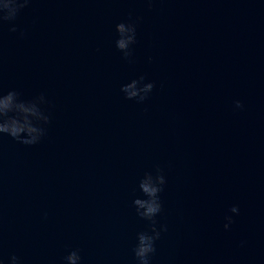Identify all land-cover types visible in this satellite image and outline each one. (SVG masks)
I'll return each instance as SVG.
<instances>
[{"label":"water","instance_id":"obj_1","mask_svg":"<svg viewBox=\"0 0 264 264\" xmlns=\"http://www.w3.org/2000/svg\"><path fill=\"white\" fill-rule=\"evenodd\" d=\"M137 17L126 60L116 25ZM15 24L0 88L44 94L51 122L36 145L0 139L3 264H137L132 202L157 166L151 264H264V0H33ZM141 75L153 91L126 99Z\"/></svg>","mask_w":264,"mask_h":264},{"label":"clouds","instance_id":"obj_2","mask_svg":"<svg viewBox=\"0 0 264 264\" xmlns=\"http://www.w3.org/2000/svg\"><path fill=\"white\" fill-rule=\"evenodd\" d=\"M32 2L33 0H0V29L7 24L10 32H17L15 22ZM147 2L150 5L152 0H147ZM139 19V17L136 20L130 18L127 22H120L116 25V48L126 60H130L132 57V45L137 42ZM20 36L23 37L24 32L21 31ZM145 79V76L141 75L122 85L120 90L124 93L125 98L136 100L138 103L147 100L155 84L145 82ZM47 103L44 94L32 99H23L17 90L4 92L0 88V139L6 135L23 145L32 146L40 143L51 122V117L46 113L44 107ZM234 107L242 109L244 105L240 100H236ZM166 182L164 170L159 166L156 167L155 173L145 172L139 181L138 188L143 195L136 197L132 203L137 216L147 221L148 227L147 230L137 233L136 244L132 249L137 264H151L152 257L156 252V241L160 239L162 232L167 231L166 225L157 226L156 219L163 211L160 193L164 190ZM229 211L234 215H239L240 209L234 205ZM225 220L226 223L223 227L225 230H229L234 223L233 216L226 215ZM64 261L65 264H81L80 249H72L64 257ZM0 264H3L2 259H0ZM8 264H21V260L18 256L12 255Z\"/></svg>","mask_w":264,"mask_h":264}]
</instances>
